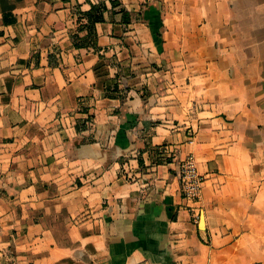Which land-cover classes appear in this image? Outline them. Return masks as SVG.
I'll return each mask as SVG.
<instances>
[{
	"label": "crops",
	"instance_id": "crops-1",
	"mask_svg": "<svg viewBox=\"0 0 264 264\" xmlns=\"http://www.w3.org/2000/svg\"><path fill=\"white\" fill-rule=\"evenodd\" d=\"M118 1L0 0V264H264V0Z\"/></svg>",
	"mask_w": 264,
	"mask_h": 264
},
{
	"label": "trees",
	"instance_id": "trees-1",
	"mask_svg": "<svg viewBox=\"0 0 264 264\" xmlns=\"http://www.w3.org/2000/svg\"><path fill=\"white\" fill-rule=\"evenodd\" d=\"M112 7L120 5L118 0H110ZM109 10L106 2H99L97 4H92V7L88 11L79 12V21L80 28L79 31L86 30L87 33L84 36L79 34L74 35V41L76 47H93L95 50H99L98 46V34L96 31V24L98 22H103L105 20V13ZM124 16V21L130 22V12L125 8H121ZM86 19V21H82ZM106 95L109 97H123V94H120L119 84L116 81L113 83H108L106 85Z\"/></svg>",
	"mask_w": 264,
	"mask_h": 264
},
{
	"label": "built area",
	"instance_id": "built-area-1",
	"mask_svg": "<svg viewBox=\"0 0 264 264\" xmlns=\"http://www.w3.org/2000/svg\"><path fill=\"white\" fill-rule=\"evenodd\" d=\"M179 176L183 197L193 204L199 202L205 177L198 171L193 155H188L181 161ZM198 217H195L197 221Z\"/></svg>",
	"mask_w": 264,
	"mask_h": 264
},
{
	"label": "rangeland",
	"instance_id": "rangeland-1",
	"mask_svg": "<svg viewBox=\"0 0 264 264\" xmlns=\"http://www.w3.org/2000/svg\"><path fill=\"white\" fill-rule=\"evenodd\" d=\"M254 23H255V27H256V30H255L256 34L254 35L255 39L264 37V35H260L263 31L262 28L264 27L262 25V24H264V18H255ZM246 28H247L246 27V20H240L238 22L239 32L245 35L246 34ZM240 56L242 58L250 57V58H254V59H264V45L257 47L255 49V51L250 52V53H246L245 51L240 52ZM261 68H263V67L261 66Z\"/></svg>",
	"mask_w": 264,
	"mask_h": 264
}]
</instances>
